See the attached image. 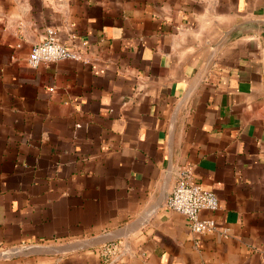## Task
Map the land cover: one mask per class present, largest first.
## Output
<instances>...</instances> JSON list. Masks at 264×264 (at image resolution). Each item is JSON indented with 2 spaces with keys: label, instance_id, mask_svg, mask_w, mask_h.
Wrapping results in <instances>:
<instances>
[{
  "label": "crops",
  "instance_id": "1",
  "mask_svg": "<svg viewBox=\"0 0 264 264\" xmlns=\"http://www.w3.org/2000/svg\"><path fill=\"white\" fill-rule=\"evenodd\" d=\"M0 264H264V0H0Z\"/></svg>",
  "mask_w": 264,
  "mask_h": 264
},
{
  "label": "built area",
  "instance_id": "2",
  "mask_svg": "<svg viewBox=\"0 0 264 264\" xmlns=\"http://www.w3.org/2000/svg\"><path fill=\"white\" fill-rule=\"evenodd\" d=\"M79 50L70 48L49 29L42 40L32 46L28 57V64L37 67L44 62H54L64 59H80ZM168 208L184 215L188 220L191 231L204 233L217 228L216 221L212 217H202L203 211L213 212L219 208L217 195L206 189L200 182L192 179L188 169H183L176 183L167 197ZM121 242H109L102 248L103 255L115 256L121 251Z\"/></svg>",
  "mask_w": 264,
  "mask_h": 264
},
{
  "label": "water",
  "instance_id": "3",
  "mask_svg": "<svg viewBox=\"0 0 264 264\" xmlns=\"http://www.w3.org/2000/svg\"><path fill=\"white\" fill-rule=\"evenodd\" d=\"M171 193V192H170ZM169 196V195H168Z\"/></svg>",
  "mask_w": 264,
  "mask_h": 264
}]
</instances>
